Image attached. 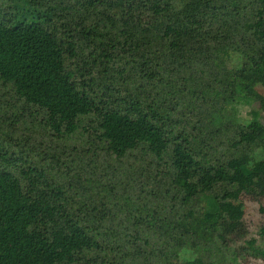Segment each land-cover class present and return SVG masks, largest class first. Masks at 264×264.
Listing matches in <instances>:
<instances>
[{
    "label": "trees",
    "instance_id": "trees-1",
    "mask_svg": "<svg viewBox=\"0 0 264 264\" xmlns=\"http://www.w3.org/2000/svg\"><path fill=\"white\" fill-rule=\"evenodd\" d=\"M0 90V264H232L264 0H0Z\"/></svg>",
    "mask_w": 264,
    "mask_h": 264
},
{
    "label": "rangeland",
    "instance_id": "rangeland-1",
    "mask_svg": "<svg viewBox=\"0 0 264 264\" xmlns=\"http://www.w3.org/2000/svg\"><path fill=\"white\" fill-rule=\"evenodd\" d=\"M221 64L230 72L238 69L240 64V57L235 52H228L223 56ZM4 93L0 90V96ZM5 100L6 97H0ZM256 110V105L249 107ZM246 108L239 107V115L244 117ZM14 112L13 109H8V113ZM260 122L264 125V113L260 112ZM262 154L257 151L254 155L255 160H259ZM145 181H142V184ZM140 201V200H139ZM240 201L243 206V217L241 220V234H233L226 238V254L225 256L232 264H264V258L256 257L250 252L249 247L264 250V235L261 233L264 230V197H253L242 195ZM145 202V200L143 201ZM194 254L186 249H180L177 252V257L172 259L169 252L166 253L162 264H185L186 261L191 260Z\"/></svg>",
    "mask_w": 264,
    "mask_h": 264
}]
</instances>
